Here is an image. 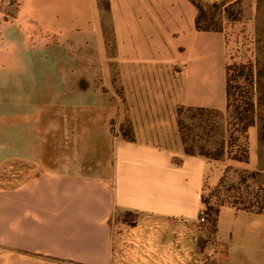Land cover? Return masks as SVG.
<instances>
[{"label":"crops","instance_id":"obj_1","mask_svg":"<svg viewBox=\"0 0 264 264\" xmlns=\"http://www.w3.org/2000/svg\"><path fill=\"white\" fill-rule=\"evenodd\" d=\"M20 1L7 41L96 43V104L112 90L119 112L80 115L65 136L72 150H58L70 126L58 135L44 92L24 91L35 69L25 59L45 54L13 43L1 52L0 264H264V211L225 204L216 233L200 223L226 175L262 172L259 126L246 131V151L227 146L219 160L188 155L179 126L180 107L228 108L225 35L197 29L192 0ZM126 214L135 225H116ZM211 238L221 250L212 260Z\"/></svg>","mask_w":264,"mask_h":264},{"label":"rangeland","instance_id":"obj_2","mask_svg":"<svg viewBox=\"0 0 264 264\" xmlns=\"http://www.w3.org/2000/svg\"><path fill=\"white\" fill-rule=\"evenodd\" d=\"M192 1L202 11V26L213 30L209 32L225 35L230 101L228 108L223 111L185 108L180 118L183 134L187 139L188 147L193 148L197 154L215 155L223 145L246 151L247 136L243 128L247 123L254 121V125H258L260 131L262 172H258L257 176L252 175L256 172L229 173L225 177L222 195L211 198V202L217 205L220 201L227 200L238 202L241 207L264 208V140H261L264 132V0ZM101 5L104 10L109 9L108 2H102ZM20 6V0H0V54L3 50L12 49V43L15 49L22 50L26 46L31 51L45 54L37 58L25 59V64L36 70H30L25 74L24 91L32 93L33 88H38L44 92L47 102L42 107L44 110L42 113L46 116L49 114L56 116L58 135L62 129L61 125L70 126L68 131L60 133L57 149L64 151V147L68 146V149L72 150L68 142V145H65V136L71 138L77 135L80 115L103 111L106 115L112 116L119 112L118 107L112 105V90H104L103 107L96 104L98 94L102 92L96 88L98 76L96 43H85L75 39L63 43L49 41L48 37L39 41L32 39L9 42L7 33L10 34L14 28L13 22ZM106 38V49L111 55V34L106 33ZM48 85H55V89L43 88ZM117 93L122 95V91L117 90ZM49 98L52 101L51 106L48 102ZM4 119L5 117L0 118V120ZM116 125H118L116 121L110 122V129L114 134L117 130ZM120 130L124 136L131 134L128 122L123 123ZM11 172L15 173V171ZM211 195H214V191L206 193V199ZM123 220L135 225L136 217L126 214L116 221V225L124 224ZM201 225L207 228V233L213 234L210 224L201 223ZM209 245L210 251L204 255V258L211 257L212 260L221 250L215 246L212 238ZM130 262L124 264H131Z\"/></svg>","mask_w":264,"mask_h":264},{"label":"trees","instance_id":"obj_3","mask_svg":"<svg viewBox=\"0 0 264 264\" xmlns=\"http://www.w3.org/2000/svg\"><path fill=\"white\" fill-rule=\"evenodd\" d=\"M199 11H200V15H198V18H197V29L199 31H202V32L213 31L210 28L202 26V19H201L202 18L201 17L202 11H201V9H199ZM229 84H230V79L228 78V96H229V101H230V87H229ZM184 109H185V107H180L178 109L177 114H178V119H179L180 131H181L182 138H183V141H184V144H185L186 153L188 155H201V156H204V157H206L208 159H213V160H219V159L223 158L225 156V154H226V147L227 146H225V145H223L222 149H220L215 155H210V154H207V153L197 154L194 151L193 148L188 147L187 139H186V137L183 134V128L181 127V121H180V118H181V115H182ZM200 110H205V109H200ZM253 125H254V121H251L250 123H247L244 126V128H243V132L246 133V131ZM125 137L130 139V140H134V137L131 134L128 135V136L126 135ZM261 140L262 141L264 140V132L261 135ZM234 158L235 159H243L245 157L244 156L243 157H237L236 156ZM258 174L259 173H254L252 175L253 176H257ZM244 181L246 182V178L244 179ZM224 187H225V178L220 183V186L214 191V195L212 197H210L209 199H206V197H204V199H203L204 204L206 205V210L201 214L200 222L201 223L210 224L211 225L210 229L212 230L213 234L217 232L218 220H219V215H220V209L225 204H231V205H234V206L238 207L239 209L247 210V211H251V212H263L264 211V208L255 209L253 207H241L240 203H238V202H229L227 200L220 201L219 204H217V205L212 204L211 198H213L215 196H221L222 195V190H223Z\"/></svg>","mask_w":264,"mask_h":264}]
</instances>
